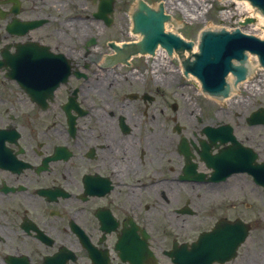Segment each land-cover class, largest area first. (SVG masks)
Instances as JSON below:
<instances>
[{"label":"flooded vegetation","instance_id":"flooded-vegetation-1","mask_svg":"<svg viewBox=\"0 0 264 264\" xmlns=\"http://www.w3.org/2000/svg\"><path fill=\"white\" fill-rule=\"evenodd\" d=\"M181 2L0 0V264H264V126L231 124L244 166L220 179L238 154L208 135L220 111L177 57L133 47L137 13L184 35ZM30 56L65 58L52 99L22 85ZM226 227L246 238L224 262Z\"/></svg>","mask_w":264,"mask_h":264},{"label":"water","instance_id":"water-1","mask_svg":"<svg viewBox=\"0 0 264 264\" xmlns=\"http://www.w3.org/2000/svg\"><path fill=\"white\" fill-rule=\"evenodd\" d=\"M240 0H235L232 3H241ZM256 5L264 8V0H252ZM229 3V2H227ZM139 23L137 22V25ZM148 27L138 26V30H142L147 34L145 42L141 45L144 51L149 50L153 52L156 48L157 38L163 39L166 36L162 34L152 35L148 29H150L153 24L147 25ZM172 40L167 42L165 40L164 46L171 52L173 48L179 50L185 47V43L182 44L181 41L177 40L174 37H171ZM204 47L202 49L203 55L199 59V63L196 65L197 75L204 80L206 87L209 91H221L225 85V76L231 70V63L233 59H240L243 57V52L245 50L254 51L261 54V57L264 62V43L259 42L256 39H251L244 37L243 35H223L221 37L210 36L206 39ZM154 41V43L152 42ZM193 47L192 43L186 45L188 51ZM257 57V56H256ZM236 68L244 71L245 80L244 83H239L237 81V74L232 73L227 78V87L223 92V95H213L211 98H218L220 103H222L226 98L224 95L228 94V100L232 101L234 97V91L239 86H246L249 83V80L253 78V66L251 65V60L249 54L246 56L243 62H238L235 64ZM50 93L53 92V88L49 90ZM262 114H256L251 118V123L257 124L263 122ZM230 133V132H229ZM231 135V134H230ZM211 136H215L211 133Z\"/></svg>","mask_w":264,"mask_h":264},{"label":"rangeland","instance_id":"rangeland-1","mask_svg":"<svg viewBox=\"0 0 264 264\" xmlns=\"http://www.w3.org/2000/svg\"><path fill=\"white\" fill-rule=\"evenodd\" d=\"M183 4L186 6V10L190 9L192 10L193 13L196 11H208L209 13L205 15V19H212L215 21L214 25L220 27L223 24L224 20L227 18L225 26L226 27H239L238 25V18L233 15L236 14L237 10L235 6H232V4H226L222 0H183ZM182 4V7H183ZM199 4V5H198ZM198 5V6H197ZM192 8V9H191ZM198 8V9H197ZM223 8L227 11H224ZM196 11H195V10ZM220 10H223L220 12ZM183 13V12H182ZM179 15V14H178ZM183 25H184V35L188 39L193 37V39H196L198 42L197 37L199 36L200 33H198L199 30H197L199 27L203 26L201 22L199 24H193V25H188V22L193 19L191 18H185L183 15ZM221 20L223 22H221ZM194 21V20H193ZM211 21V20H210ZM212 23V22H210ZM202 28V27H201ZM247 29V28H246ZM249 33L255 34L258 37L262 36L261 31L255 29H247ZM254 63L257 65L256 60L254 59ZM257 72L254 73L253 78L249 80V83L247 84L248 88L250 87V90L244 86L241 87L239 92H241L240 95L236 94L232 101L227 100L224 104L216 103L214 99H211L210 97L208 98V102L210 104L211 111L214 112V110H219L220 115L218 116H213L214 121L213 123H221V124H233L235 126L236 123L242 124V120L240 119L241 117H246L251 114V112L255 111L256 109L260 107H264V71L257 68ZM189 92L192 94V102L195 103V107L199 111V103H203V96L205 95H200L198 92L195 90L194 87L189 89ZM177 102L180 103L181 100L177 99ZM183 106V104H181ZM203 107L206 108V106L203 105ZM241 130V129H239ZM257 130H259L260 137L263 138L264 135V127H259ZM250 130H242V131H237L236 130V135H238L239 138L242 137H247L248 134H250ZM260 138V139H261ZM248 142V141H247ZM246 142V143H247ZM262 144L264 147V140L262 139ZM264 250V245L262 247ZM262 252H259L258 254H261ZM262 258L264 257V254L260 255Z\"/></svg>","mask_w":264,"mask_h":264},{"label":"bare ground","instance_id":"bare-ground-1","mask_svg":"<svg viewBox=\"0 0 264 264\" xmlns=\"http://www.w3.org/2000/svg\"><path fill=\"white\" fill-rule=\"evenodd\" d=\"M199 1H201V0H199ZM205 1V0H204ZM181 4H183V2H181ZM181 4H180V7H181ZM226 4H228L227 2H226ZM199 5V4H198ZM197 5V6H198ZM233 5L234 6H236L237 8H236V10H237V12H236V14H233V15H235L237 18H238V20L240 21V23H242V24H248V27H250V28H252V27H255L256 29H258V28H263V24H264V18H262V17H259V16H257L255 13H254V11H253V8H252V6H250L248 3H246V2H241V3H233ZM183 9H184V12H185V14H186V16L187 17H191V18H193V19H195V18H197L198 16L199 17H201L203 14H204V12H206V11H196L195 9V13H192L191 11H190V9H188V10H186V6H185V4H183V7H182ZM198 9V8H197ZM211 28V27H210ZM254 28V29H255ZM212 29V28H211ZM198 48H195V50H197ZM158 54L159 55H163V53L161 52V51H158ZM249 57H250V60H251V65L253 66V68H252V70H253V75H254V73H256L257 72V68H261L260 67V64H258V61H259V59H258V57H256L255 55L254 56H252L251 57V55H249ZM254 59H256V62H257V65L254 63ZM262 69V68H261ZM264 71V70H263ZM245 86V85H244ZM244 86H239L235 91H234V96L236 95V94H238V95H240L241 94V92H239V90L241 89V87H244ZM198 87V89L200 90V87L199 86H197ZM247 89H248V91L250 90V87H251V85L249 86V88H248V86L246 85L245 86ZM210 98H211V96H209ZM215 101H217L216 103H220V101H219V99L218 98H213ZM228 100V98H226L222 103H220V104H224L226 101Z\"/></svg>","mask_w":264,"mask_h":264}]
</instances>
